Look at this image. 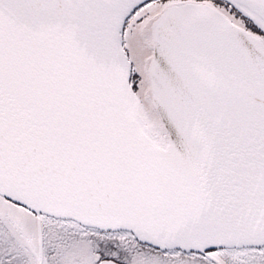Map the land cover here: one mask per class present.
<instances>
[{
	"label": "snow or ice",
	"instance_id": "1",
	"mask_svg": "<svg viewBox=\"0 0 264 264\" xmlns=\"http://www.w3.org/2000/svg\"><path fill=\"white\" fill-rule=\"evenodd\" d=\"M0 264H264V0H0Z\"/></svg>",
	"mask_w": 264,
	"mask_h": 264
}]
</instances>
